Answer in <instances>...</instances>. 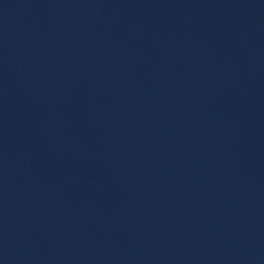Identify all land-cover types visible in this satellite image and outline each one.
I'll use <instances>...</instances> for the list:
<instances>
[{
    "label": "water",
    "instance_id": "obj_1",
    "mask_svg": "<svg viewBox=\"0 0 264 264\" xmlns=\"http://www.w3.org/2000/svg\"><path fill=\"white\" fill-rule=\"evenodd\" d=\"M198 264H264V0H244L234 93Z\"/></svg>",
    "mask_w": 264,
    "mask_h": 264
}]
</instances>
